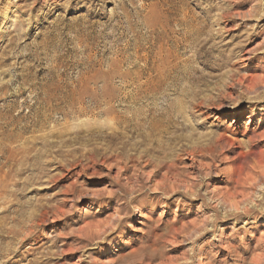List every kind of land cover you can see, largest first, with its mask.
I'll use <instances>...</instances> for the list:
<instances>
[{
    "label": "rangeland",
    "instance_id": "1",
    "mask_svg": "<svg viewBox=\"0 0 264 264\" xmlns=\"http://www.w3.org/2000/svg\"><path fill=\"white\" fill-rule=\"evenodd\" d=\"M0 264H264V0H0Z\"/></svg>",
    "mask_w": 264,
    "mask_h": 264
},
{
    "label": "bare ground",
    "instance_id": "2",
    "mask_svg": "<svg viewBox=\"0 0 264 264\" xmlns=\"http://www.w3.org/2000/svg\"><path fill=\"white\" fill-rule=\"evenodd\" d=\"M183 69V68H182ZM147 82V81H146ZM148 85V84H147ZM150 85H151V83H150ZM163 85V84H162ZM140 88V87H139ZM144 88V87H143ZM158 88V87H157ZM146 89V88H145ZM135 90V89H134ZM161 90V89H160ZM143 91V90H142ZM144 92V91H143ZM148 92V91H147ZM133 93V92H132ZM139 93H141L142 94V92H139ZM158 93V92H157ZM138 95V94H137ZM153 95V94H152ZM149 96V95H148ZM129 97V96H128ZM132 97V96H131ZM138 97V96H137ZM150 97V96H149ZM154 97V96H153ZM143 99H144V97H142ZM152 98V97H151ZM146 99V98H145ZM150 99V98H149ZM148 100V99H147ZM127 101V100H126ZM142 101V100H141ZM140 101V102H141ZM120 102V101H119ZM126 104H128V102L126 103ZM151 104V103H150ZM137 106L138 107H140L138 104H137ZM147 106V105H146ZM156 106V105H155ZM135 107V106H134ZM161 107V106H160ZM136 109V108H135ZM143 110V109H142ZM147 110V109H146ZM163 110V109H162ZM145 111V110H144ZM160 111V110H159ZM170 111V110H169ZM163 112V111H162ZM155 113H157V112H155ZM169 113V112H168ZM140 115V114H139ZM142 115V114H141ZM133 116V115H132ZM148 116V115H147ZM157 116V115H156ZM171 116V115H170ZM149 117H151V116H149ZM165 117V116H164ZM135 119V118H134ZM139 119V118H138ZM143 119V118H142ZM161 119H162V117H161ZM156 120V119H155ZM164 121H166V120H164ZM123 122V121H122ZM121 122V123H122ZM149 122V124H147ZM153 122V121H152ZM159 122V121H158ZM174 123H175V121H173ZM120 123V124H121ZM129 123V122H128ZM161 123H162V121H161ZM173 123V124H174ZM119 124V125H120ZM169 124V123H168ZM171 124V123H170ZM172 124V125H173ZM148 125H149V128H153L152 126H153V124L151 123V120H150V118H149V120H148V118L147 119H145L144 121H142L141 120V123H137V122H133L132 123V127H133V129L134 130H137V129H139V128H141V127H143V128H148ZM162 125V124H161ZM97 127H98V125H96ZM121 126V125H120ZM169 126V125H168ZM103 127V126H102ZM116 127V126H115ZM170 127V126H169ZM173 127V126H172ZM121 128V127H120ZM163 128V127H162ZM94 129H96V127L94 128ZM101 129V128H100ZM99 129V130H100ZM142 129V128H141ZM91 131V130H90ZM94 131H98V130H94ZM94 131L92 130L91 132H93L94 133ZM117 131H118V129H117ZM119 131H120V129H119ZM125 131V130H124ZM131 131H132V129H131ZM142 131V130H141ZM141 131H139V133L141 132ZM89 132V131H88ZM100 132V131H99ZM112 133H113V130L111 131ZM115 132V134H116V131H114ZM123 132V131H122ZM145 132H147V131H145ZM153 132H154V130H153ZM162 132V131H161ZM98 133V132H97ZM152 133V131H151V129H149V133H147L148 135H150ZM110 134V133H109ZM134 134H136L135 133V131H134ZM144 134V133H143ZM142 134V135H143ZM164 134V133H163ZM93 135V134H92ZM106 135H108V134H106ZM118 135V134H117ZM155 135V134H154ZM157 135V134H156ZM125 136V135H124ZM145 136V135H144ZM152 136H153V133H152ZM119 137H120V134H119ZM150 137V136H149ZM154 137H157V136H154ZM148 138V137H147ZM120 140V139H119ZM146 140V139H145ZM164 140V139H163ZM123 141V140H122ZM147 141H148V139H147ZM153 142H155V141H153ZM149 143V142H148ZM157 143H158V141H157ZM122 145V149H124V146H123V144H121ZM165 148V147H164ZM139 150V149H138ZM123 150H121V152H122ZM120 153V152H119ZM146 154V153H145ZM185 154H186V152H185ZM183 155V154H182ZM179 156V155H178ZM129 158H132L131 156H129ZM135 158V157H134ZM141 160V159H140ZM122 161H124V160H122ZM136 162V161H135ZM132 163V162H131ZM135 164V163H134ZM133 164V165H134ZM146 164H147V160H146ZM149 164V163H148ZM128 165V164H127ZM126 165V166H127ZM137 165V164H136ZM138 166H139V164H138ZM142 166V165H141ZM125 167V166H124ZM138 170V169H137ZM143 170V169H142ZM159 171V170H158ZM157 172V171H156ZM154 174V173H153ZM157 174V173H156ZM148 176V175H147ZM138 180V179H137ZM143 180H145V179H143ZM136 181V180H135ZM145 182V181H144ZM150 182V181H149ZM134 188V187H133ZM162 189V188H161Z\"/></svg>",
    "mask_w": 264,
    "mask_h": 264
}]
</instances>
